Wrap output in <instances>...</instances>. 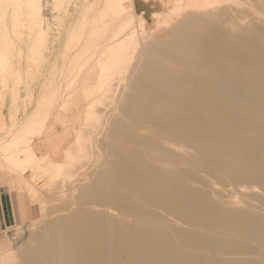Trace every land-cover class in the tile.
Wrapping results in <instances>:
<instances>
[{"label": "bare ground", "instance_id": "6f19581e", "mask_svg": "<svg viewBox=\"0 0 264 264\" xmlns=\"http://www.w3.org/2000/svg\"><path fill=\"white\" fill-rule=\"evenodd\" d=\"M61 3L0 0V175L52 203L1 263L264 264V0L142 43L119 0Z\"/></svg>", "mask_w": 264, "mask_h": 264}, {"label": "rangeland", "instance_id": "374dc122", "mask_svg": "<svg viewBox=\"0 0 264 264\" xmlns=\"http://www.w3.org/2000/svg\"><path fill=\"white\" fill-rule=\"evenodd\" d=\"M60 1L64 2L61 4H63L66 8H68L70 15H72L73 17H76V19H77L78 17H81L86 13L87 7L89 4H94L98 1L104 2L106 0H40L42 7L44 6L42 8V10H43L42 13H44L43 15L45 16V18H47V20L51 24L55 22V17L57 16V14H59V12L55 9V6L57 7V3H59ZM208 1L209 0H119V2H121V4H122V7L124 8V10L121 14V19H122V21L132 19V26L134 29V33L136 34V37L138 38L140 43L145 42L148 39L150 40L151 37L152 38L155 37V34H156V36H158L159 31L161 34L162 29H164L167 26L166 23L168 21L173 20V22H174L176 20V22H177V21H180L181 19L183 20L184 18H183V15L181 13L187 14V13H189L188 10H190L191 12L195 11L196 9L199 10V8H194V7L190 8V7H187V5H191L194 3H196L197 5H204V3L208 2ZM199 11L200 12L203 11V8H200ZM92 14L90 16L89 15L88 16L92 18ZM186 14L184 15V17L186 16ZM178 18H181V19L177 20ZM139 20L142 21V26L140 25ZM52 27L54 28V24L52 25ZM137 34L139 35V37ZM139 47H141V44L139 45ZM20 113L21 112H19L18 115L20 117H22ZM7 122L9 125L10 124L9 116H8ZM9 130H11L12 132L8 131V134L0 135L1 136L0 141L2 140L0 142V160L3 157H6L3 154L9 153V151H6V152L4 151V150H6L5 148H7L8 142L11 139H16L17 137L20 136V135L19 136L17 135L18 134L17 133L18 132L17 126L15 128L12 127V129H9ZM7 136H8V138H7ZM13 136H14V138H12ZM2 137H3V139L6 137L5 140L7 139L6 140L7 142L4 141L3 139H1ZM1 144H3V145H1ZM19 145H17V146L19 147ZM21 146L19 148H17V150L22 148ZM3 147H5V148L3 149ZM6 158H4L2 160H5L7 162L8 160H6ZM2 160L0 161V174L9 165V162H7V163L5 162L6 163V165H5L4 161H2ZM3 166H6V167H3ZM1 183H4V185L8 187L9 192L11 193L12 197H15V199H17L19 201L21 200V195L23 196L26 188H28V189H30V191H32V189L29 188L28 186H26L25 183H23V182L10 183L8 180H6L3 176L0 175V184ZM32 193L34 194V197L36 196L35 198H37V196H38L37 192H36L37 195L35 194V191H32ZM43 194L44 193H42L41 195H43ZM27 203L28 204H26V205L29 206L31 215L26 216V222L23 225V227L19 228L18 231L16 229H14L12 232H10L8 234L9 236L6 235L7 238L4 237L5 240L4 239L0 240V255H1L0 256V264H3V263H1L2 262L1 259L4 258L2 256V253L7 252V254H14L15 256H16V254L19 255L20 250L26 244H28L31 241H36V235H37L38 231L40 230V227H43L45 225L44 223H46V220L41 219V216H42L41 212L44 213V211H46V209L49 210V208L51 207L50 204H52V203H43V205L41 204L42 206H44V204H47L48 206L45 205V208L46 207L47 208L40 211L39 207H41V205L38 203V199H37L36 204H37V206L38 205L39 206H38V210L37 211L35 210L34 214H33V210L30 207V204H29L30 202H27ZM33 215H35L34 220H32ZM37 219H39V220H37ZM34 222H37V223H34ZM35 226H36V228H35ZM12 260L14 261V260H16V258L12 259ZM17 260H20V261L18 262ZM17 260L15 262H12L11 264H21L20 257Z\"/></svg>", "mask_w": 264, "mask_h": 264}, {"label": "crops", "instance_id": "0c3cea01", "mask_svg": "<svg viewBox=\"0 0 264 264\" xmlns=\"http://www.w3.org/2000/svg\"><path fill=\"white\" fill-rule=\"evenodd\" d=\"M25 199L20 201L12 197L7 186L0 187V240L7 238L14 229L18 231L31 215ZM7 235V236H6Z\"/></svg>", "mask_w": 264, "mask_h": 264}]
</instances>
